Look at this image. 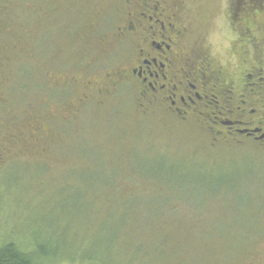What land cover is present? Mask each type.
I'll return each mask as SVG.
<instances>
[{
    "label": "rangeland",
    "instance_id": "1",
    "mask_svg": "<svg viewBox=\"0 0 264 264\" xmlns=\"http://www.w3.org/2000/svg\"><path fill=\"white\" fill-rule=\"evenodd\" d=\"M226 5L187 3L192 43L230 72ZM125 8L0 0V242L44 246L56 264H101L91 257L114 240V264H246L264 243L263 152L213 147L202 129L141 115L126 89L77 105V81L126 59L113 35ZM257 19L246 66L264 59V13Z\"/></svg>",
    "mask_w": 264,
    "mask_h": 264
},
{
    "label": "flooded vegetation",
    "instance_id": "2",
    "mask_svg": "<svg viewBox=\"0 0 264 264\" xmlns=\"http://www.w3.org/2000/svg\"><path fill=\"white\" fill-rule=\"evenodd\" d=\"M190 1L126 0L125 17L113 34L126 59L101 80L74 77L83 87L77 105L100 106L126 89L141 115L160 116L178 129H202L213 147L251 146L264 153V59L246 66L249 53L259 47L254 31L264 10L245 0H226L235 60L228 63L235 67L229 72L214 52L192 43ZM246 264H264V243Z\"/></svg>",
    "mask_w": 264,
    "mask_h": 264
},
{
    "label": "trees",
    "instance_id": "3",
    "mask_svg": "<svg viewBox=\"0 0 264 264\" xmlns=\"http://www.w3.org/2000/svg\"><path fill=\"white\" fill-rule=\"evenodd\" d=\"M249 2V6H252L256 10H262L264 8V0H245ZM264 10V9H263ZM123 217L126 219L125 221H122V223L119 225L116 240L121 233V231L126 226L127 222V216L123 214ZM115 243V240H114ZM114 243L112 242L109 249L107 248L101 254L100 256L91 257L95 259L96 261L100 262L101 264H114V259L112 257V248ZM44 246H41L40 248H32V249H24L19 244H17L14 241H7V242H0V264H56V262H51L52 257H56L54 255H57L56 253L51 254L44 251ZM139 251H141L140 248H138ZM107 254V257H106ZM90 258V257H89ZM59 260V258H57ZM60 264V263H59Z\"/></svg>",
    "mask_w": 264,
    "mask_h": 264
}]
</instances>
